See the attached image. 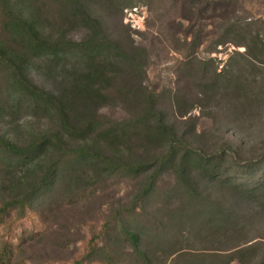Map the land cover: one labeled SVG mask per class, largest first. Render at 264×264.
<instances>
[{"label": "rangeland", "instance_id": "374dc122", "mask_svg": "<svg viewBox=\"0 0 264 264\" xmlns=\"http://www.w3.org/2000/svg\"><path fill=\"white\" fill-rule=\"evenodd\" d=\"M12 1L42 38L74 45L37 50L27 78L72 128L117 125L67 130L0 64V139L54 136L26 156L0 143V264H75L92 238L85 264H264V0ZM100 32L135 61L78 45Z\"/></svg>", "mask_w": 264, "mask_h": 264}, {"label": "trees", "instance_id": "16d2710c", "mask_svg": "<svg viewBox=\"0 0 264 264\" xmlns=\"http://www.w3.org/2000/svg\"><path fill=\"white\" fill-rule=\"evenodd\" d=\"M71 4H74L78 7H82L84 0H67ZM12 0H0V5L2 12L6 11L4 14V17L9 20L8 24L11 26L13 34H16L19 36V38L16 40L14 44H12L9 41H2L0 40V64L4 67V69L8 72H10L11 77H14V80H16V84L18 87L21 89H24L34 95L35 97H39L40 99H46L49 102L51 101L52 103L56 104V106L61 110V116L63 118V124L64 127L67 130H72L73 132L75 131V134H87L92 131L94 128H99L101 129L103 126L106 125L107 129L108 127L114 128L117 123L114 122H108L103 125L101 122L92 120L91 122L85 124L83 127H75L72 128L66 121H65V111L64 108L61 104L60 101L57 100L56 96L53 95L52 93H49L38 86L34 85L31 80H29L27 77V62L29 59L32 57H36V51L41 50L44 53H46L48 56L52 53L58 54L62 49L66 47H73L74 45L71 44L70 42H52L49 40H46L40 36V32L37 29L35 23L31 21L28 17L25 18L22 15L17 16L11 11V4ZM14 4V3H13ZM10 11V12H8ZM86 16L90 20V22L95 25L96 27L99 26V20L90 17L86 12ZM98 43H106L109 46H111L117 54L122 56L125 59H128L130 61H135L133 57H131L129 54L125 53L124 51L120 50L117 46L116 43L109 41L106 39V37L100 32V36L97 37L96 39H91L89 41H83L80 44H78L81 48L86 49L87 52L91 53L92 49L96 47ZM31 52H33L31 54ZM145 101L148 103V109L147 112L151 113L152 112V95L150 93H146ZM54 136L50 135H44L39 139V141L31 146V147H18L15 146L5 140L0 139V143L12 154L15 156H26L32 152H37V151H42L45 149V147L49 144L50 138ZM55 144L59 147L61 150L62 154L66 153V150L63 149L60 144L55 141ZM182 146V145H181ZM180 145H176L173 143L171 145V150L166 154L160 157L158 162V170L153 174L151 180L149 181L146 190L150 189L151 184L153 183V180L156 179L158 174L160 173V168L163 167L166 163L170 162L172 160V156L174 155L175 151L177 150L178 147H181ZM190 149L188 147L184 148V154H189ZM71 152H82L79 149H75ZM61 154V155H62ZM184 157V156H183ZM107 161V159H106ZM144 167V163H139L135 165L133 168H138L141 169ZM178 171L180 176L184 179V174H185V169L184 167L180 164L178 166ZM132 237H134L132 234H130ZM94 244H95V238H92L90 240V248L86 254H84L83 257H81L79 260L76 261L75 264H85V261H91V254L94 251Z\"/></svg>", "mask_w": 264, "mask_h": 264}]
</instances>
